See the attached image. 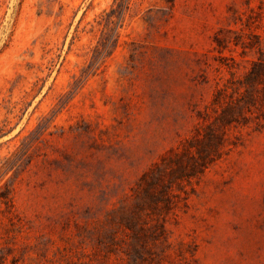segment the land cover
Instances as JSON below:
<instances>
[{"label":"rangeland","instance_id":"374dc122","mask_svg":"<svg viewBox=\"0 0 264 264\" xmlns=\"http://www.w3.org/2000/svg\"><path fill=\"white\" fill-rule=\"evenodd\" d=\"M112 6L0 0V264H264V0Z\"/></svg>","mask_w":264,"mask_h":264},{"label":"trees","instance_id":"16d2710c","mask_svg":"<svg viewBox=\"0 0 264 264\" xmlns=\"http://www.w3.org/2000/svg\"><path fill=\"white\" fill-rule=\"evenodd\" d=\"M114 3L116 4L115 7H111L110 10H109V16L110 18L108 19L109 22L111 23H115L116 21L114 19H111V17H116L117 20H119L121 14L123 13V11L125 10V8L127 7V3H128V0H119L117 3H116V0H114ZM108 13V12H107ZM107 44H104L103 45V49L105 50L107 48Z\"/></svg>","mask_w":264,"mask_h":264}]
</instances>
